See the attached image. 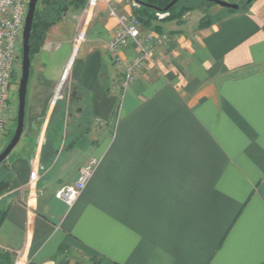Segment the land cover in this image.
Masks as SVG:
<instances>
[{"label": "crops", "instance_id": "0c3cea01", "mask_svg": "<svg viewBox=\"0 0 264 264\" xmlns=\"http://www.w3.org/2000/svg\"><path fill=\"white\" fill-rule=\"evenodd\" d=\"M110 3L132 12L70 10L32 59L25 129L3 164L0 264H264V0L162 29L169 45L124 97ZM94 158L75 205L57 199Z\"/></svg>", "mask_w": 264, "mask_h": 264}, {"label": "built area", "instance_id": "2783aa9c", "mask_svg": "<svg viewBox=\"0 0 264 264\" xmlns=\"http://www.w3.org/2000/svg\"><path fill=\"white\" fill-rule=\"evenodd\" d=\"M101 1L103 0H88L87 10ZM127 2L132 7L137 5L135 0ZM28 7L29 0H0V137L8 132L9 92L14 78L22 71L20 54ZM108 9L110 16L118 22V28L108 43V51L116 68L122 70L121 90L124 97L138 75L151 63L155 50L158 47H167L171 37L155 30L143 32L138 17L133 13H120L115 3L108 4ZM167 15L169 13H157L160 19ZM130 44L135 45L138 55L133 61L125 63L120 57V51ZM100 164L101 160L91 159L80 169L78 179L58 189L55 197L73 207L95 176ZM15 264L29 263L22 256H18Z\"/></svg>", "mask_w": 264, "mask_h": 264}, {"label": "trees", "instance_id": "16d2710c", "mask_svg": "<svg viewBox=\"0 0 264 264\" xmlns=\"http://www.w3.org/2000/svg\"><path fill=\"white\" fill-rule=\"evenodd\" d=\"M140 1L143 3V5L140 4L139 8L134 9L132 13L138 17L143 28L162 32V25L156 23V21L158 20L156 14L162 13V10L165 9L173 0ZM254 1L255 0L248 2V0H246L245 2L240 4V10L249 9L250 5ZM232 2L234 3L233 0ZM86 3L87 0H39L35 12L30 40L31 60L43 47L47 34L51 30V28L60 23L70 10L81 9L85 6ZM193 3L194 0H179L167 12L169 13L170 17L168 19H161L162 22L167 20H178L179 22H181V18L184 14L189 13L195 9V5ZM213 22L214 20L209 16L202 17L199 21V27H208L212 25ZM3 164L4 162L0 165V196L11 185V173L9 170L3 167ZM3 220L4 216L0 213V226ZM3 257L4 255L0 253V258Z\"/></svg>", "mask_w": 264, "mask_h": 264}, {"label": "water", "instance_id": "95a60500", "mask_svg": "<svg viewBox=\"0 0 264 264\" xmlns=\"http://www.w3.org/2000/svg\"><path fill=\"white\" fill-rule=\"evenodd\" d=\"M137 4L143 5L140 0H135ZM179 0H173L162 13H167L172 6H174ZM219 5L222 8L229 10L238 11L241 6L237 3L226 2L224 0H202ZM252 0H248L251 2ZM39 0H29L28 13L25 21V27L23 32V42H22V74L21 80L19 82L18 90V114H17V126L14 135L5 149L0 153V165L5 162L8 156L12 153L15 147L20 143L24 129H25V117H26V103H27V91L28 84L31 74L32 60H31V48L30 40L32 33V26L35 17V12Z\"/></svg>", "mask_w": 264, "mask_h": 264}, {"label": "rangeland", "instance_id": "374dc122", "mask_svg": "<svg viewBox=\"0 0 264 264\" xmlns=\"http://www.w3.org/2000/svg\"><path fill=\"white\" fill-rule=\"evenodd\" d=\"M224 1L233 3L232 0H224ZM193 4L195 5V9L189 13L184 14L181 18L182 19L181 22H179L178 20H172V21L167 20V21L162 22L161 19H166V18L168 19L170 17V15L164 16L163 18L160 19V18H158L157 14H156V17L158 19L156 21V23L162 25L163 29L167 32H168V30L171 29V27L172 28L173 27L183 28V27H185V25H188V27L192 28L197 24V22L202 17L209 16L211 19L215 20L217 18L216 17L217 15H215V13L218 10H227L226 8H222L219 5H216V4H213L210 2H204V1L202 2L201 0L200 1L194 0ZM137 8H139V4H137L135 7H132L131 11L133 12V10L137 9ZM132 12H130V13H132ZM75 35L73 34V40H72V48L73 49L76 48V43L74 42ZM47 37H48V34H47ZM47 37H46V40H47ZM46 40H45V42H46ZM73 44H74V47H73ZM20 60L22 62V46H21ZM33 63H34V60H33ZM21 74L22 73L17 74V76H16L15 80L13 81V84L11 85V88H10V92H9V94H10V103H9L10 109H9L8 117H7L8 132L5 135V137H2L3 139H1V141H0V153L5 149V147L8 145V143L12 139L14 132H15V129H16V126H17V114H18V104H19L18 103V90H19V82L21 80ZM32 76L33 75L30 74L29 83L32 82Z\"/></svg>", "mask_w": 264, "mask_h": 264}]
</instances>
